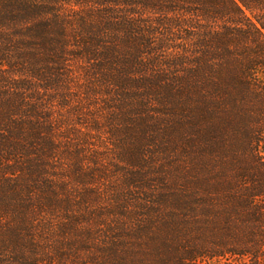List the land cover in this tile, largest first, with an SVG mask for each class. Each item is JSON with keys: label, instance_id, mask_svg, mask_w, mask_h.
<instances>
[{"label": "trees", "instance_id": "obj_1", "mask_svg": "<svg viewBox=\"0 0 264 264\" xmlns=\"http://www.w3.org/2000/svg\"><path fill=\"white\" fill-rule=\"evenodd\" d=\"M102 150L126 179L107 224L86 193L114 180ZM92 245L264 264V0H0V264H95Z\"/></svg>", "mask_w": 264, "mask_h": 264}, {"label": "rangeland", "instance_id": "obj_2", "mask_svg": "<svg viewBox=\"0 0 264 264\" xmlns=\"http://www.w3.org/2000/svg\"><path fill=\"white\" fill-rule=\"evenodd\" d=\"M216 144L219 147H222L225 150V153H226V154H224V157H226V162L225 163L230 162V159H231V156H232L230 154V152H228V151H230L228 143H224L223 146H221L222 144L220 142L219 143H215V141H213V144H211V145L210 144L207 145L205 143L203 145L199 144V147H200L201 150L199 151L198 157H199V161L201 162V165H202L201 168L203 169V173L204 174L213 175L212 178H214L217 175L218 171H220V169L223 168V166H221V165L211 164V163L207 162V159L209 157L212 158L213 155L214 156L216 155V157L218 156V153L220 152L219 147H218V149H216V147L212 148L213 145L217 146ZM126 145H133V144H128L127 143ZM176 150L177 151H176L175 155L178 156V159L180 161H184L183 157H185V153H186L184 144L178 143ZM102 154L104 155L105 160L98 161V164H100L103 167V168H101L100 171L102 173H104L105 177H106V175L108 177L111 175L112 176L111 179H114V180H110V181L107 180V181L103 182L100 179V181L98 182V185H96L94 187L95 189L93 188L92 190L87 191L86 193H88V194L95 193V192L101 193V191H103L102 192L103 195L99 194L100 196L98 198H94V199L90 200V202H95L93 205H91L92 210L90 208L89 209L86 208L87 210L85 209L83 211L87 213V212H89L91 210V212H95L98 215L107 214L108 213L109 215H107L103 219V224H107L108 222L114 221V218H115L114 216L116 214H118V213H121V212H119L120 210H113L112 207H107L109 205H112L113 203L111 202V200H109V198H110L109 195H106V191H109L110 188H113V187L114 188L115 187H120L119 183H122V182L124 183L126 181V179L124 177H122L121 175H118L116 173V171H118V169H123V166H119L116 162H114V158H112L111 153L109 151L102 150ZM163 159H162V157H159L157 159V161H160V162L163 161L164 162L165 160H167L166 156H164ZM124 161L128 162V160H126V159ZM143 162L144 163L142 165H144L147 162V160H145V161L143 160ZM148 162L152 163L151 160H148ZM156 164H159V163L158 162L155 163L154 164V168H151L152 170H150V172H152L154 170L156 172V171H158L160 169V168H158L156 166ZM167 164H168V162L167 163L164 162L165 166ZM140 165H141V163H140ZM144 167H146V166L144 165ZM114 171H115V173H114ZM140 173H142V172H140ZM154 180H156V179H154ZM70 189H71V191L70 190H64L62 192L63 197H69L70 194H72L74 196L75 194L77 195L78 192L79 193L81 192V191H79L77 189L78 192H76L74 194V192L72 190V187H70ZM204 193H208L207 189H205ZM212 193L214 194L213 190H212L211 194ZM111 199L113 201H116V202L121 201V197H118V195L115 198L113 197ZM120 206H122V205L120 204L119 206H116L117 207L116 209H118V207H120ZM165 215H167L166 212H165ZM90 219L94 220L92 218H90ZM156 234H157V236L159 238H161L163 240H164V238L167 239V240H170V239H174V237H177L178 235H180L182 237H184L186 235L181 230H177V231L171 232V231H169L167 229H162V228L160 229V231H157ZM183 245L186 246L185 244H183ZM90 249H91V252H86L85 253L90 258V260H92L91 255H92V253H94L96 255V257H94V258L97 259V261H95V264H104V258H105L104 249L99 248V247L94 246V245H92L90 247ZM72 262H73L72 264H79V262L77 260H72ZM198 264H251V263L247 259H241V258H238V257H227V258H224V259H218V258L199 259Z\"/></svg>", "mask_w": 264, "mask_h": 264}]
</instances>
